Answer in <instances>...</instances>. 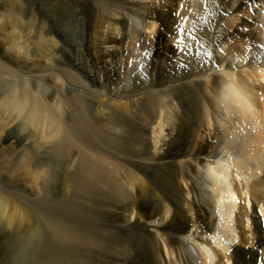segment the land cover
I'll return each mask as SVG.
<instances>
[{
    "label": "bare ground",
    "instance_id": "bare-ground-1",
    "mask_svg": "<svg viewBox=\"0 0 264 264\" xmlns=\"http://www.w3.org/2000/svg\"><path fill=\"white\" fill-rule=\"evenodd\" d=\"M76 3L78 14L67 12L64 24L72 32L74 17L84 21L83 44L70 42L87 76L69 65L72 58L63 49L68 61L48 77L27 74L20 69L23 62L0 58V133L7 120L22 116L34 146L52 144L48 153L62 156L68 166L63 164L70 183L65 184L67 203L77 201L79 208L65 220L45 206L49 194L36 202L0 190V264H137L132 234L147 239L151 264H217V251L231 248L234 264H264V86L255 83L264 81V0ZM5 9L0 31L14 27L25 35L19 3L8 0ZM35 22L28 25L36 36H25L42 58H51L52 43L44 33L51 34L53 26L43 23L49 32ZM7 39L18 50L30 43L21 44L15 33ZM56 76L80 90H68L62 102L52 103L48 99L59 90L48 89L46 97L39 88ZM194 94L205 122L200 129L191 127L192 139L184 144ZM183 145L187 151L175 152ZM31 149L18 155L2 149L0 169L23 172L25 179L34 175L31 181L43 180L48 188L52 172L33 170L37 150ZM155 167L176 172L167 188L149 178L161 192L156 201L151 188L135 193ZM234 180L245 188L246 206L254 211V249L234 246L242 241ZM253 185L261 198L249 195ZM23 225L29 231L19 236L15 230ZM228 264L233 263L228 259Z\"/></svg>",
    "mask_w": 264,
    "mask_h": 264
},
{
    "label": "rangeland",
    "instance_id": "rangeland-1",
    "mask_svg": "<svg viewBox=\"0 0 264 264\" xmlns=\"http://www.w3.org/2000/svg\"><path fill=\"white\" fill-rule=\"evenodd\" d=\"M7 1L8 0H0V24L1 25L5 22V20L3 19V14L5 13V10H6L5 5H6ZM16 1L19 3V5L22 8V13L24 15L23 26L26 27V31H25L26 36L27 35L29 37L36 36L35 33H37V32L35 31V29H33L32 27H30L28 25V22L32 19H35V21H36L35 24L40 26L41 28L44 26V24H43L44 22H47L48 26H49V24H52L53 28L51 29L52 30L51 34L44 33V36L53 45V46L51 45L52 47L51 46L49 47L50 48L49 52H50V56L54 57V59L52 57H51L52 59L46 58V57L42 58L43 55H40V52L38 51L39 49L36 46H33L31 44V42L28 41V38L25 35H23L18 28L15 29L14 27H7V26H6L7 28L4 31H0V35H1L0 36V58L2 60H7V57H9L8 59L12 60L14 64L23 62L22 67H20V69L22 71L24 69V71L27 74H30L31 72L32 73L37 72V74L38 73L42 74V75L46 74V76L48 77L50 72L59 71L64 67V65L62 63H63V60L65 58L63 56H61V54H60L61 53L60 49H63L64 52L66 51L65 53L72 58L71 62L70 61L68 62L69 65L72 67H75L79 72L83 73V75L87 76L86 69L83 67V61L80 60L79 52L76 51L74 44L70 42L72 39H74V43H76L80 46L83 44V40L85 37V35H84V29H85L84 21L81 19V16L78 19H75V17L74 18L70 17V19L73 18V20L76 22L75 31H72L73 33L71 31L68 32V30H70V29H69L67 24H64V20L66 18L67 12L72 13L73 15L78 14L77 9H74L75 6H78L76 3L77 0H16ZM78 2H81V0H78ZM29 9H30V11H29ZM40 16H42V17H40ZM41 18H43V19L45 18V19L42 21ZM12 28H14V29H12ZM43 28L44 29L46 28L45 30L48 29L47 31L50 32L49 27L44 26ZM65 30L68 33L65 34V32H64ZM12 33L18 34V39L20 38L19 42H21V44L25 45L26 42H30V43H27L28 45L26 44L28 46V49H26V50L14 49L12 42L7 39V37H10ZM71 33H72V35H71ZM58 42L59 43L61 42V43L58 45L57 44ZM63 43H65V44L62 45ZM64 47H65V49H64ZM57 50H59V51H57ZM57 57H60L59 59H60V61L61 60L62 61L61 62L58 61ZM66 59H65V62H66ZM16 60H17V62H16ZM67 61H68V59H67ZM36 68H37V70H36ZM46 71H48V72H46ZM263 71H264V69H263ZM40 72H42V73H40ZM56 77H53V79L50 81L48 80L47 81L48 84H46L45 86H40V88H39V90L45 96L47 95L46 91L48 89L49 90L54 89L57 91L59 90L58 91L59 94L55 95V99H48L52 103H55L56 101L62 102L64 99V96L68 95L69 91H73L74 89L77 90L78 89L77 87H79L78 90H80V86H75L73 84H70L72 87L70 85H68V86L64 85L65 83L63 82V80H61L60 77H57L58 79L60 78L59 80L57 79L58 80L57 81ZM89 81H91L90 78L86 79L87 84L89 83ZM55 82H56V84H55ZM255 83L258 86H259V84L264 86V81H262L261 83H259V82H255ZM53 84H55L59 88L56 89L57 87ZM54 87H56V88H54ZM69 87H71V88H69ZM70 89H72V90H70ZM87 92L91 93L89 90ZM99 98L101 100L102 99L106 100V97H102L100 95H99ZM88 99H90V100L93 99L95 101H98L92 95H88ZM114 100H115V98H114ZM116 101L117 102H124V103L128 102V100H126V99H124L122 101L116 99ZM199 101H200L199 97L194 94V97H191V100L189 102V105H188L189 116H188V120H187L186 125H185L186 128H185V131L183 134V141H182V143H184V144H187L192 139L191 127L194 126V128L200 129V127H197L198 124L205 122L204 121L205 117H204L203 111L199 107V104H200ZM91 105H88L89 110H91ZM59 107L61 108V106H59ZM65 109H66V107L62 106V110L64 113H65ZM7 121H8L7 124H5L3 130L0 133V138H1L0 139V151H3L5 148H12L14 153L16 155H18L20 153L22 154L23 152H26L29 149L33 148V150L31 149L32 151L37 150V151H35L36 154L33 153V155L34 154L36 155L34 157H37L36 159L35 158L33 159V160H35V161H33V166H32L33 170L37 171L40 169H44V167H45L46 169L51 170L53 177L51 178L52 181L49 183V187L47 188L46 184H43L44 183L43 180L41 182L40 181H38V182L31 181L34 179V178H32V177H34V175L32 177H30L31 179H29V177H28L27 178L28 182H27V179H25V175H23L24 174L23 172H19L18 176H17V175H14L13 173H10V174H9V172L5 173V171H2L0 169V190L5 192V193H11L16 197H21V198L27 199V200L29 199L30 201H36V202H42V200H44L45 196H47L49 194L51 200H49L45 206H47V208L51 209L56 214L59 212L58 214H59V216H61L60 217L61 219L62 218L65 219V217L67 219L72 218L71 216H74V214H77L76 212H77V209L79 208L78 207L79 202L77 203V201H76L75 204H74V202L69 204L70 201H69V198L67 197L68 191L66 190L67 188H65L66 187L65 184L67 183V181H66V166H67V164H65L64 161H63V163H61L62 156H55V155H51V153H48L50 150L49 148L53 146L50 143L45 144V142H43L45 145L43 148H38V147L34 146L32 143L33 138H31L32 132H31V130H25V119L22 116L17 117L15 120L9 119ZM201 129H203V127ZM14 135H17V137L20 138V142L17 143V139H15L13 137ZM90 136L93 137L94 136L93 133H90ZM98 141L97 142L100 143V140H98ZM186 149H187V147L183 145L181 149L175 150V152H182V150H184V152H185V151H187ZM32 151H31V153H32ZM53 156H55V157H53ZM185 159H188V157ZM39 164H40V166H39ZM63 164H65L66 166ZM39 167H40V169H39ZM61 167H62V169H61ZM67 168H68V166H67ZM33 174H35V173H33ZM175 175H176V172L172 168L155 167L151 172L145 173L143 175L144 184H142V187L137 186L136 189H138V190H135V193H140L144 190H149L151 188L152 189L151 192H153L152 194L153 195L155 194L154 195L155 197L153 196V198L156 201L161 196V194H160L161 192L159 189L154 188L152 186L150 179L160 182L164 188H167V187H169V185H167V187H166V184L171 185V183L174 181L173 178L175 177ZM29 176H31V174ZM147 180H149V181H147ZM260 180L264 181V175H262L260 177ZM67 184H69V186H70L69 182ZM234 184H235V187L237 189L238 195H239L240 200H241V213L238 214V229H239L241 236H242V241L238 242L234 246H238L242 250L254 249L256 246L257 238H258L257 233L255 231V226L253 223V212L254 211H253V208L248 209L246 206L245 188L243 187V185L241 183H239L238 180H234ZM138 185H139V183H138ZM155 190H156V192H155ZM69 195H71V192L69 193ZM249 195L250 196H257V197L261 198L262 197V191L259 190L258 186L253 185L252 191H250ZM28 197H30V198H28ZM65 199H66V202H65ZM13 200H16V199L13 198L12 201L9 203V206H8V211L10 213L15 210L16 203ZM67 201H69V203H67ZM253 201L254 200L252 199V203H253ZM56 203H57V205H56ZM151 204L153 205L154 203H151ZM254 206H255V203H254ZM69 208H71V209H69ZM65 209H67V211ZM256 209H257V207H256ZM62 210L66 211V214ZM72 210H73V212H72ZM67 213H68V215H67ZM72 213H74V214L72 215ZM69 214H71L70 217H68ZM258 214H259V212H258ZM67 219H65V220H67ZM260 219H261V217H260ZM248 220H250V222H249L250 224H248ZM29 228H30L29 225H23V226H21V228H19V229L17 228V231L15 230V233L19 236H23L29 231ZM0 230H1V228H0ZM132 236L133 237L135 236V237L132 239ZM136 236H137V238H136ZM130 238H131L130 240L132 242L134 240H136L133 243L131 242L133 244L132 245L133 256L135 258V261L137 260L136 263L139 262L137 264H151L152 261H151L150 251L148 252V250L150 249V246H149L147 239L145 237H141V239H140V236L135 235V234H132L130 236ZM138 239H140V240H138ZM141 240H142V242H141ZM138 242H140V243H138ZM138 244H140V245H138ZM140 247H142V248H140ZM145 247H147V249H145ZM217 255H218L217 264H228V259L231 260V262L234 264L235 253H234L232 248L230 250H228V252H226V253H223L221 251H217ZM260 257L262 259H264V245L260 248Z\"/></svg>",
    "mask_w": 264,
    "mask_h": 264
},
{
    "label": "water",
    "instance_id": "water-1",
    "mask_svg": "<svg viewBox=\"0 0 264 264\" xmlns=\"http://www.w3.org/2000/svg\"><path fill=\"white\" fill-rule=\"evenodd\" d=\"M43 141H44V140H43ZM45 144H48V141H47V140L45 141Z\"/></svg>",
    "mask_w": 264,
    "mask_h": 264
}]
</instances>
